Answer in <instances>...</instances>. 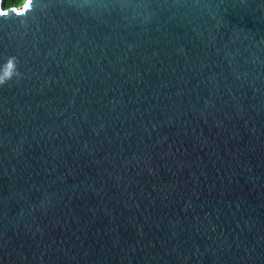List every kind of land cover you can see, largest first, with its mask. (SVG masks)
I'll return each mask as SVG.
<instances>
[{"label":"water","instance_id":"95a60500","mask_svg":"<svg viewBox=\"0 0 264 264\" xmlns=\"http://www.w3.org/2000/svg\"><path fill=\"white\" fill-rule=\"evenodd\" d=\"M23 3L0 264H264V0Z\"/></svg>","mask_w":264,"mask_h":264},{"label":"snow or ice","instance_id":"6c2138e0","mask_svg":"<svg viewBox=\"0 0 264 264\" xmlns=\"http://www.w3.org/2000/svg\"><path fill=\"white\" fill-rule=\"evenodd\" d=\"M32 5H33V0H25V2L22 5L23 11H21L20 9H16L17 16H22L26 14V12L31 9ZM0 16H7V12L0 11Z\"/></svg>","mask_w":264,"mask_h":264},{"label":"clouds","instance_id":"9594fccd","mask_svg":"<svg viewBox=\"0 0 264 264\" xmlns=\"http://www.w3.org/2000/svg\"><path fill=\"white\" fill-rule=\"evenodd\" d=\"M20 0H8V6L12 7L14 4H19Z\"/></svg>","mask_w":264,"mask_h":264},{"label":"trees","instance_id":"16d2710c","mask_svg":"<svg viewBox=\"0 0 264 264\" xmlns=\"http://www.w3.org/2000/svg\"><path fill=\"white\" fill-rule=\"evenodd\" d=\"M25 0H20V3L18 5H20L21 3H23ZM13 6H17V4H14Z\"/></svg>","mask_w":264,"mask_h":264}]
</instances>
